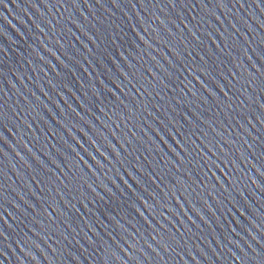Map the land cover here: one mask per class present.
<instances>
[{"label": "water", "instance_id": "obj_1", "mask_svg": "<svg viewBox=\"0 0 264 264\" xmlns=\"http://www.w3.org/2000/svg\"><path fill=\"white\" fill-rule=\"evenodd\" d=\"M207 2L210 5L208 10H196L198 26L197 22L189 24L201 37L198 42L183 25V32L171 24L168 27L173 28L172 33L166 31L153 17V12L162 17L165 15L159 9L146 12L139 7L125 6L109 11L99 5L88 9L82 4L79 10H49L43 4L32 8L26 0H2L0 96L7 101L6 123L12 132L0 128L9 142L4 145L0 140V145L7 152L6 157L0 154V169L7 174L0 176L3 184L0 190L8 197L6 206L18 217L17 220L6 217L13 229L5 228L8 239L0 245L8 253L6 260L0 256L5 264H103V259H107L109 264H136L137 260L144 264H162L160 257H164L168 264H240L232 253L243 255V250L249 256L253 255L249 244L259 249L252 237L259 239L264 228V192L252 180L258 178L253 165L259 167L261 163L257 158L259 140L254 142L253 138H264V124L256 119L262 110L251 101L245 100V104H240L245 95L236 89L230 92L233 100L229 101L232 105L229 108L210 96L191 76H188L191 84L183 76L175 82L165 80L173 83L169 88L159 82L165 79L164 68L171 70L164 57L175 60L170 53L171 45L177 48L185 62L192 61V56H195L192 63L199 64L202 63L199 56H205L208 63L204 66L209 68L211 76L223 81L220 75L223 72L237 88L243 85L245 93L255 97L246 82L253 74L259 78L252 64H264L252 50L264 47L260 44L264 39V28L260 27L264 13L254 6L241 9L237 5L229 11L212 6L215 0ZM213 12L220 20L212 15ZM137 13L150 25L147 32ZM69 17L75 19L85 32L96 34L99 30L94 39L100 48L89 41ZM57 19L61 24L56 28L47 23L52 21L55 24ZM188 19L191 20V16ZM64 24L75 35L66 29L61 31ZM132 25L148 44L132 32ZM220 33L224 34L223 37ZM213 39L223 51L216 48ZM81 40L93 52L99 53L106 47L114 53L113 59L105 58L107 67L96 63L99 57L89 53ZM129 41L136 46L129 47ZM121 44L124 47H120ZM120 51L124 56L119 55ZM189 52L192 56L188 55ZM61 60L68 68L61 65ZM149 69L158 78L153 77ZM229 69L238 74L239 80H233ZM202 78L215 89L210 79ZM129 80L133 84L137 80L144 83L151 95L140 96L128 83ZM65 83L71 91L64 87ZM104 84L112 88L115 96L123 99L125 104L134 106L135 111L128 112ZM134 100L144 103L133 105ZM185 115L189 120H185ZM165 125L171 129L180 127L186 133L187 139L179 135L176 139L188 147L191 155L171 139ZM50 128L57 133L55 136L49 132ZM161 136L185 156L183 162L163 143ZM250 143L256 155L249 149ZM31 153L39 156L47 167L37 163ZM52 159L59 162L60 168L52 163ZM231 159L236 160V165L229 163ZM64 172L71 180L65 178ZM128 172L139 179L144 188H140ZM148 173H152L153 178L150 179ZM124 181L138 188L139 194L151 206L150 211L127 192ZM88 185L101 194L102 185L123 194L121 203L128 210V218L115 217L123 227L115 221L100 223L93 218V211L83 207L81 201L87 203L91 210L99 202L93 200ZM228 186V192L220 189ZM65 198L80 209L78 217L74 209L64 204ZM25 201L35 202L40 211L28 207ZM53 201L72 214L76 223L69 227L60 218L55 223L47 220L42 215V206ZM233 201L236 207H233ZM17 204L19 209L12 207ZM132 204L148 216L151 224L145 223L131 208ZM238 207L246 208L247 215L255 220V224L242 217ZM55 210L59 211L58 208ZM198 213L204 216V220ZM53 216H56L55 212ZM33 218L44 221L43 224H35V232L24 227V224L31 227ZM105 228L112 232L115 240L107 235ZM96 231L104 236L110 250L105 251ZM89 238L96 243H91ZM163 244L169 246L167 252L162 250ZM113 250L120 260L112 257Z\"/></svg>", "mask_w": 264, "mask_h": 264}, {"label": "snow or ice", "instance_id": "obj_2", "mask_svg": "<svg viewBox=\"0 0 264 264\" xmlns=\"http://www.w3.org/2000/svg\"><path fill=\"white\" fill-rule=\"evenodd\" d=\"M26 2L32 8H39L40 4H43V6L45 8H48L49 10H51L52 8H57V9L64 8L65 10H71V9L79 10L82 4L86 6L88 9H92L97 5H99L100 7L107 8L109 11H111L112 8L123 9L125 6H130L132 9H136L137 7H139L141 9H144L146 12L149 11V9H153V10L159 9L160 12L165 13V15H163L162 17L161 15H156L155 12H153V17L155 20L160 22V25L165 27L166 31H168L170 34L173 31L172 27H168L169 24L174 26L175 29L180 32H183L184 28H187L188 33L191 35L193 40L198 42L201 40V37L197 35V31H194L192 27H189V24H191L192 22H197V26H198L199 18L198 15L196 14L197 9L206 11L210 8V5L207 2V0H107V3H105L104 0H39V2H37V0H26ZM0 3H2V0H0ZM237 5L241 9H246L248 7L254 6L255 8L259 9L262 13H264V0H250V2L249 0H215L214 5L212 6L220 9H228L230 11L232 7H236ZM21 6L22 5L20 3L19 7ZM93 15H95V13H93ZM212 15L216 16V13L213 12ZM188 16H191V20L188 19ZM137 17L140 19L141 25L144 26V31L147 32L150 25H147V23L143 20V18L140 17L139 13H137ZM69 19L71 20V23L73 25H75L81 32L84 33V35L88 37L89 41H92L94 44H96L97 48H100V44L96 43V40L94 39L95 35H99V30L96 34H90L88 32H85V30L80 26V24L75 19H72L71 17H69ZM131 19L132 18L129 17V20ZM216 19L220 20V17L216 16ZM8 22L10 23V21ZM47 23L50 24L53 28H56L57 25L61 24V21L60 19H57L55 24H53L52 21H48ZM181 25H183L184 28H181ZM36 27L40 28V25L36 24ZM116 27L120 28V25H116ZM233 27H235V25H233ZM260 27L264 28V22H260ZM65 29L67 30L68 33L75 35V33L72 32V29L68 27L66 24L62 25L60 30L64 31ZM41 31H43V29H41ZM120 31L122 32L123 29L121 28ZM132 32H134L141 41H144L145 44H148V41L145 39L143 35L140 34V32L137 30L135 25H132ZM208 35L211 38V33H209ZM220 35L221 37H223L224 34L220 33ZM76 39L80 40L79 37H76ZM111 39L113 40V43L116 42L114 37H112ZM121 39H123V37H121ZM80 43L83 44L85 49L89 53H92L93 56L99 57L96 60V63L102 67H107V65L105 64V58L113 59L114 53L109 51V49L106 47L103 49V51L97 53V52H93V49L89 48L87 44H84V41L81 40ZM213 43L216 44L214 39H213ZM128 44L129 47L136 46L131 41H129ZM260 44L264 45V39H261ZM45 47L47 46L45 45ZM120 47H124V45L121 44ZM216 48L219 49L220 51L224 50L223 48H220L219 44H216ZM169 49L171 55L175 57V60L170 59L168 56L164 57L165 61L167 62V65L170 66L171 70H169L168 68H164V65H161V67L164 68L165 71V79L159 80L161 85H163L165 88H169L173 86V83H166L165 80L175 82L177 80H180L181 76L184 77V80H188V76H191L194 80L199 82L208 91L210 96H212L214 99L219 101L221 104H226L227 107L229 108L232 107L229 101L233 100V96L230 95V92L232 89H236L237 91H240L242 94L245 95V99H241L240 104H245V100H247L257 103L259 105L260 109L262 110V114L256 116V119L259 120L261 124H264V64L258 65L256 63H253L252 68L256 69V72L259 73V78H257L255 74H253V77L247 80L246 82L248 88L252 90V93L256 94L254 97L252 94L245 93L243 85H241L240 88H237L236 84H234L232 80H228V77L225 76L223 72L220 73V75L223 77V81L217 80L214 76H211L209 72V68L204 66L208 63V61L205 59V56L203 55L199 56V60L202 63L199 64L192 63V61L196 60V57L192 56V53L189 52L188 55L192 56V61L185 62V58L181 57V55L177 51V48L169 45ZM252 50L253 52H255L256 56L259 57L260 61H264V47H261L259 50L255 48ZM0 51H3V49H0ZM49 51H51V49H49ZM208 52L209 54H211L210 48L208 49ZM53 55H55V53H53ZM65 55H68V53L65 52ZM119 55L124 56V53L120 51ZM85 58L87 59V57ZM57 59H59V57H57ZM249 60H251V57H249ZM60 63L65 68H68V65L65 64L63 60H61ZM76 63H79V61L77 60ZM89 63H92V61L89 60ZM85 71H87V69H85ZM148 71L151 73L153 77H157V74L155 72H152L151 69H149ZM0 72H3L2 68H0ZM229 72L233 80H239L238 74L236 72L232 71L231 69H229ZM185 73H187V75H185ZM202 76L210 79L212 84H214L215 89L209 87V85L205 83V80L202 78ZM142 79L146 80V78L144 77H142ZM224 81H227V83H225ZM128 83L132 84V87L135 89V92L139 93L140 96H145L146 93L149 96L151 95V92H148V89L147 87H145V84L141 83L139 80H137L135 84L132 83V80H129ZM148 83L150 86H152L150 81ZM181 83H183V81H181ZM188 83L191 84V80H188ZM64 87L69 88V85L65 83ZM104 87L108 90L109 93H112V95L115 96V93L113 92L112 88H109L107 84H104ZM117 87H119V85H117ZM69 91H71V88H69ZM189 91H192V89L190 88ZM193 94L195 95V93ZM220 94H222V97L226 99H222ZM157 95H159V93H157ZM115 99L118 100L120 104H123L126 110H128V112L135 111L134 106L130 107L129 104H125L124 100L121 99L119 96H115ZM236 99H239V97H236ZM0 100H3V103L0 104V128L6 129L8 132H12V129L9 128L8 124L6 123L8 119V113L6 111L7 101L4 100L2 96H0ZM92 103H94V101H92ZM143 103L144 101L141 100L132 101L133 105L143 104ZM97 107H99V105H97ZM145 109H147L146 104H145ZM88 110L91 111L92 109L89 108ZM100 111L103 112L104 108L101 107ZM185 120H189V116L185 115ZM249 122H251L250 118H249ZM161 124H164V121H161ZM165 130L167 131L171 139L175 141V143L179 145L184 152L191 155L188 147H186L184 143H181L180 139H176L178 135L181 137H185V139H187L186 133L182 131L180 127L171 129V128H167L165 125ZM213 131H215V129H213ZM49 132H52L54 136L57 134L51 128L49 129ZM133 135H135V133H133ZM157 135H159V133H157ZM249 135H251V133H249ZM160 139L169 148L170 151L175 153L179 161L183 162L185 160V156L181 155L180 152H177L176 149L172 146V144L168 143L167 140H164L163 136H161ZM0 140L3 141L4 145H7L9 143L7 137L3 135V132H0ZM256 140H259L260 151L257 158L261 160V163L259 167L253 165L256 172L258 173V178L253 179L252 183L255 184L256 187L259 188L261 192H264V138L254 137L253 141L255 142ZM92 143L95 144V141H92ZM192 143H195V141H192ZM248 147L249 149L253 150V155L257 154L255 148L253 147V144L251 143L248 144ZM208 150L211 151V149L209 148ZM0 154L4 155L5 157L7 156V152L3 145H0ZM17 154L19 155V153ZM31 154L33 158L37 161V163H40L42 167L45 168L47 167L46 165L41 163L39 156H36L35 153H31ZM89 155L91 156V153H89ZM101 155H103V153H101ZM105 158L107 159V157ZM81 159H83V157H81ZM92 159L95 160V157L93 156ZM52 163L56 164L57 168H60L59 162L56 161L55 159H52ZM85 163L87 164V161H85ZM96 163L99 164V161H96ZM229 163L236 165V160L231 159L229 160ZM189 164H191V161H189ZM89 167L91 168V165H89ZM60 170L61 172H63L62 168ZM49 171L51 170L49 169ZM127 174L129 176H132V179L135 181L137 185H139L140 188H144V185L141 183V181L137 179L135 176H133L131 172H128ZM6 175L7 174L2 169H0V176H6ZM156 175L159 174L157 173ZM64 176L66 179L71 180V177L68 176L67 172H64ZM148 177L150 179L153 178L152 173H148ZM33 179H36V177H33ZM197 179L199 178L197 177ZM37 182L39 183V181ZM61 183L64 182L61 181ZM124 184L126 185L127 192L131 196H134L136 200L140 201L144 208H147L150 211L151 206L148 205V202L147 200L144 199L143 195L139 194L138 188L133 187V185L131 184H128L127 181H124ZM88 187L91 189V192L93 194V200L99 202L96 204V208L94 210H91L88 208L87 203L81 201L83 207L88 211H93V218L96 219L98 222L104 223L105 220L115 221V223L119 227H123V225L120 224L118 220H115L116 216H123L125 219L128 218V210L123 208L121 203L123 194L122 193L118 194L116 191H113L111 188H109L106 185H102L103 194L97 192L96 189L93 188L91 185H88ZM2 188H3V184L0 183V189ZM65 188H68V185H65ZM220 189H222L224 192H228L229 186L227 188L222 187ZM144 190L147 191V189ZM57 191H60V189L58 188ZM33 195L38 196L37 193H33ZM69 195H71V192H69ZM25 203L28 204V207L33 208L36 211H40V208L35 207V202L29 203L28 201H25ZM124 203H127V201H124ZM7 204H8V197L2 190H0V221H3V223H0V237L4 238L3 240H0V245L5 244V242L8 239V234L5 231V228L13 229V225L8 222L6 217H11L13 220L18 219V217L14 215V212L10 211L8 206H6ZM64 204L66 206H70L71 209H74L78 217V215L80 214V209L77 208L75 204H72L71 201L66 198L64 199ZM54 206L55 208H58L59 211H56ZM12 207L16 209L20 208L18 204L13 205ZM233 207H236V203L234 201H233ZM49 208L53 209V211L49 212L48 211ZM131 208L143 218L145 223L151 224V221H149L148 216H145L139 207H137L135 204H132ZM237 211L246 220H249L251 223L255 224V220H251V218L247 215L246 208L241 209L238 207ZM53 212L56 213V216H53ZM42 215L52 223H55L58 218L63 219L64 224H67L69 227H71L73 224L76 223V218H74L73 215L67 212L65 209L61 208L54 201L48 203L47 206H42ZM198 215H200L201 220H204V216L202 214L198 213ZM191 219L192 218L189 217V220ZM33 221L34 224L31 227H29L28 224H24V227L29 228V231L35 232L36 231L35 224H43L44 221L35 220V218H33ZM21 223H23V221H21ZM129 223H131L130 220ZM193 223H195V221H193ZM185 227L188 226L185 225ZM90 230L95 231V229L91 227ZM137 230L139 231V229ZM104 231L107 232V235L109 237L115 240V237L113 236L112 232H108L107 228H105ZM95 234L98 237L99 241L102 242V246L105 247V251L110 250L109 248L106 247L107 241L105 240L104 236L101 235V233L98 231H96ZM25 235H27V233H25ZM252 238L253 240H256L257 245H259V249L253 247L251 244L248 245L253 255L249 256V254L247 252H244L243 250H241L243 252V255H237L235 252L232 253V255L236 257V259L240 262V264H264V228L261 229V235L259 239H257V237L255 236H253ZM172 239L175 240V237H172ZM89 240L91 243H96V241H93L91 238H89ZM161 248L165 252L169 250V246L167 244L161 245ZM172 251H175V249H173ZM111 254L112 257L115 258V260H120V257L117 255V253L114 250L111 252ZM129 255L131 256L130 253ZM0 256L5 257L6 260L8 253L5 250V247H0ZM131 258L134 260L136 259L135 257H131ZM160 261L162 262V264H168V262L164 259V257H160ZM0 264H5V261L0 260ZM103 264H109V261L107 259H103ZM136 264H144V262L137 260Z\"/></svg>", "mask_w": 264, "mask_h": 264}]
</instances>
